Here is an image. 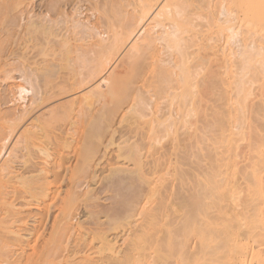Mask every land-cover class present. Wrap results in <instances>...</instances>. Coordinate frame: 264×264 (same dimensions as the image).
Segmentation results:
<instances>
[{
    "label": "bare ground",
    "instance_id": "obj_1",
    "mask_svg": "<svg viewBox=\"0 0 264 264\" xmlns=\"http://www.w3.org/2000/svg\"><path fill=\"white\" fill-rule=\"evenodd\" d=\"M52 3L26 26L29 54L17 44L11 49L22 52L21 63L0 41V253L25 246L22 224L35 209L42 220L56 211L49 251L42 248L50 263L65 249L73 256L88 246L109 252L107 264H171L175 254L180 264H264V0ZM117 95L126 106L115 103ZM172 164L179 176L173 195L166 182ZM99 166L117 177L109 181V189L118 187L113 192L149 188L138 204L130 202L148 214L127 234L123 252L115 247L120 234L110 232L135 225L130 212L124 218L108 212L109 228L93 235L78 223L83 195L97 198L90 182ZM185 184L188 194L181 192ZM123 199L125 208L129 197ZM130 204L125 209L133 213ZM76 231L83 248L76 239L71 248Z\"/></svg>",
    "mask_w": 264,
    "mask_h": 264
},
{
    "label": "rangeland",
    "instance_id": "obj_2",
    "mask_svg": "<svg viewBox=\"0 0 264 264\" xmlns=\"http://www.w3.org/2000/svg\"><path fill=\"white\" fill-rule=\"evenodd\" d=\"M13 1V2H12ZM15 1V2H14ZM19 1H22V0H0V11H1V5H2V7H4V9H2L3 11V14H2V12L0 13L1 14V17H0V23H2V24H0V37H1V39H0V41L3 43H5V42H7V44H6V46H5V48L7 49V51H6V49L4 50V53H6L7 55H8V53H9V55H10V53H11V51H13V52H15L14 50H11V49H15L16 50V48H14V47H17V46H19V47H17V48H21L20 46H23L21 49H23V51L25 50V45H23V42L25 43V41L27 42V40H28V38H29V34H28V29H27V27L26 26H28L27 24H28V22H29V20L32 18L31 16H34V18H33V20H35V19H37V15L40 13V15L42 14H45V13H47V12H49V6H51V10H52V8L54 7L53 6V3L52 2H54L53 0H23L22 1V3L21 2H19ZM26 1V2H25ZM16 3V4H15ZM20 3V4H19ZM49 3V4H48ZM5 5H7V6H5ZM11 5H13V6H11ZM20 6V7H18V6ZM49 5V6H48ZM61 6V5H60ZM11 9H10V8ZM14 8V9H13ZM16 8V9H15ZM10 9V10H9ZM13 10V11H12ZM16 10H17V12H16ZM50 10V11H51ZM4 11H6V12H4ZM14 12V13H12V12ZM45 11V12H44ZM11 12V13H10ZM6 13V14H5ZM34 13V14H33ZM38 13V14H37ZM11 14H12V16H14V18L11 16ZM29 14H30V16H29ZM37 14V15H36ZM7 15V16H6ZM10 18H9V17ZM29 16V17H28ZM3 17V18H2ZM18 17V18H17ZM24 17V18H23ZM2 18V19H1ZM6 18V19H5ZM39 19H40V17H38ZM11 19V21L10 22H8V20H10ZM39 19H38V21H39ZM12 20H13V22H12ZM28 20V21H27ZM4 21H5V23H7V24H4ZM27 23H26V22ZM15 22V23H14ZM16 22H18L19 24H21V23H23V26L25 25V27H22V24L21 25H19L18 26V23L16 24ZM21 22V23H20ZM25 22V23H24ZM12 23H14L15 25H17V26H15L14 24H12ZM13 26H12V25ZM4 25H6V26H4ZM7 25H9V26H7ZM11 25V26H10ZM15 26V27H14ZM21 26V28L23 29H25V31H24V29L22 30V29H20L19 30V34L20 35H18L17 33V29H18V27H20ZM5 27V28H4ZM8 27V28H7ZM14 28V29H16V30H14L13 32H10L11 30H12V28ZM9 28H11L10 30H7V29H9ZM7 30V31H6ZM16 31V32H15ZM22 31H23V34H22ZM2 32V33H1ZM7 32H9V33H7ZM21 32V33H20ZM5 33H7V34H9V36L10 35H13V37L11 38V40H13V41H10L9 40V38L7 39V38H5L7 35H5ZM11 33V34H10ZM14 33H15V36H14ZM29 35H27V34ZM4 34V40L2 39L3 37H2V35ZM21 35H23L22 37H21ZM24 35H25V41L23 40L24 38ZM27 35V36H26ZM19 37V39H20V42L18 41L19 39H18V37ZM8 37V36H7ZM15 37V40L13 39ZM28 37V38H27ZM23 38V39H22ZM14 41H18V43H14ZM14 44H13V43ZM9 43V44H8ZM20 43V44H19ZM16 44H17V46H16ZM19 44V45H18ZM20 49V50H21ZM19 50V49H18ZM30 48H29V50H25V52H26V54H29L28 52H30ZM10 51V52H9ZM17 51V50H16ZM15 53H17V52H15ZM20 53H22V52H20ZM19 53V54H20ZM24 53V52H23ZM5 54V56L7 57V55ZM19 54H14V53H11V56L13 57V58H15V59H13V61L14 60H17L16 62H17V64H19V63H21V60L18 58V55ZM25 54V53H24ZM8 55V56H9ZM17 58H16V57ZM19 75V72H17V76ZM128 75H130V74H128ZM128 75L126 76L127 78H128ZM130 76H132V78H134L135 79V77L136 76H134V75H130ZM125 77V78H126ZM124 79V82H125V84H126V81L125 80H128V79ZM131 78V77H130ZM134 79H132V81L134 80ZM129 81H127V84H130V83H128ZM129 89V88H128ZM121 91H120V93H119V95H121ZM82 93H79L78 95H81ZM122 96H124V94L122 95ZM122 96L120 97V99L118 98V95H117V98H116V100H115V103H121L123 106H126V102H128V100L126 101V99L124 100L123 98H122ZM66 98V97H65ZM67 98H69V97H67ZM66 98V100H68ZM72 98V97H71ZM123 100H122V99ZM127 98H129V97H127ZM119 99V100H118ZM65 100V99H64ZM125 101V102H124ZM213 105V103H212V101H210V105ZM114 105H116V104H114ZM65 123V122H64ZM65 124H67V123H65ZM127 125V124H126ZM118 126H120V127H122V125H119L118 124ZM102 133H104V132H102ZM101 133V134H102ZM106 133H107V135L109 136V133L108 132H106L105 131V135L103 134V135H101V140H103V142L105 141V139L106 138H108L107 137V135H106ZM104 137V138H103ZM100 144H102V145H100ZM99 145H100V147H99V149L101 150V148L102 147H104L103 146V143H100ZM220 146H222L221 144H219ZM219 145H216V146H219ZM202 147H203V145H201ZM205 151V150H204ZM203 151V154L206 152H204ZM148 156H150V155H147L146 156V159L147 160H149V158H148ZM174 156V155H173ZM151 157V156H150ZM179 156H177V155H175V158L176 159H174V158H171V160L174 162V164H176V161H177V159H179V158H181V157H179ZM221 160H222V158H223V156L221 157L220 155L218 156ZM192 158L193 157H191L190 159L192 160ZM151 159V158H150ZM195 158H193V160H194ZM175 160V161H174ZM102 164H104V163H107V159H103V160H101L100 161ZM172 162V163H173ZM174 164H172V170H171V173H169L168 175H166V177H167V180H166V182L168 183V184H170L171 185V190H170V193L173 195L174 193H175V191H174V188L176 187V186H173L172 187V185H173V183L175 184L176 183V180H177V178H179V176H177L176 175V172H174L173 171V165ZM186 166V165H185ZM184 166V167H185ZM99 168L101 169H99L98 170V173H97V175H99V176H97V178H96V180L97 181H91L90 183H91V188H93V190H94V192H95V196L97 197V198H94V201L92 200V201H87L86 200V198H84L85 196L83 195V202L80 204V207H81V210H79V211H81V215H79L80 216V218H79V222L78 223H80L82 226H83V229H84V231H87V232H89L90 234H92L93 235V233H91L92 231L94 232V234H96L97 233V231L99 230V232L102 230V232H106L105 230H103V228L104 229H108L109 228V226H108V218H110L111 219V217H115V215L117 216V217H122L123 216V218H124V213L126 214V212L128 211V212H130L131 213V216H132V218L130 219V221H131V223H133V224H135L136 225V227H135V225H132V227H131V224H129V227H130V229H128L129 227L128 226H125V223H124V225L123 224H121V225H119L120 227H122V228H120L119 226V228H117L116 230H111V234H113L114 236H116V235H119L118 236V239H117V237H116V243H115V247L117 248V249H119V250H121L122 252L124 251V249H126L128 246H127V242H125L124 240H126L127 241V234H128V236H130L131 237V235L133 236V233H135L134 231H136V230H138L139 228H140V226H141V224H143V223H145V220H146V218H145V216L148 214V212L147 211H145V209L143 210V208L141 209V210H138L140 207H137V205H134V203H131V204H133V206H134V209H135V206L137 207L136 208V210H138V211H133V213L131 212V209L130 210H126L125 208H130V207H132V205L130 204V202H135L136 204H138V202H139V200H141L142 198H143V195L147 192H145V189L148 187V185L146 184V186H144L143 187V190H144V193L142 194V192L140 191V193L139 194H141V197L140 196H138V195H134L135 193L134 192H132V190H133V188H131V194H129L130 192H129V189H128V187L130 188V186H127L126 185V183H123V184H125L126 185V187H127V189L128 190H124V189H126V187L124 186V185H122L123 187H125L123 190H120L121 191V194H118V193H116L117 191H115V192H113L114 190H118V189H116V188H118V187H116V188H113V189H109L108 187H109V181H112V182H114V180H116V178L117 177H115V178H112L113 176V174H111V172H110V170H107V171H109L110 172V174L108 175V173H106L107 171H106V168L104 169L102 166H99ZM170 168V169H171ZM101 171H103L102 173H101ZM173 171V172H172ZM171 174H174L173 175V177H172V175ZM110 178V179H109ZM172 178V179H171ZM175 178V179H174ZM114 179V180H113ZM173 180L175 181V182H173ZM189 180L190 179H188V183H192V181H190L189 182ZM179 180H177V182H178ZM93 182V183H92ZM111 183V182H110ZM87 186V184L85 183L84 184V186L82 187V189H80V191L83 193V192H86L87 190H88V186ZM94 186V187H93ZM96 187V188H95ZM108 189H107V188ZM185 189H183V191H181V192H183V193H185V194H188L187 193V191L190 189H188V187H187V185L185 184ZM119 188H121L120 186H119ZM147 189H149V188H147ZM146 189V190H147ZM187 189V190H186ZM127 191L129 192V193H127ZM134 191H135V189H134ZM126 194H125V193ZM174 192V193H173ZM189 192V191H188ZM93 193V192H92ZM134 193V194H133ZM169 193V194H170ZM182 193V194H183ZM85 195H87V194H85ZM98 195V196H97ZM119 195H121V196H119ZM131 195H133V196H131ZM113 196V197H112ZM124 196H126V197H129V199H131L130 201H129V199H127L128 200V202H126V206H125V208L124 207H122L123 205H124ZM87 197V196H86ZM135 197H137V202H136V199H134ZM173 197V196H172ZM116 198V199H115ZM95 199H96V202H95ZM116 200V201H114V200ZM170 199H171V196H170ZM86 200V201H85ZM118 200V201H117ZM126 200V201H127ZM145 199H143V202H142V204L143 203H145L147 200H145ZM177 200H179V199H177ZM177 200H176V202H177ZM94 202L95 203H97V204H94ZM121 202V203H120ZM179 202H180V200H179ZM93 203V204H92ZM89 204H90V206H89ZM131 205V206H129L128 207V205ZM88 205V206H87ZM122 205V206H121ZM141 205V204H140ZM140 205H138V206H140ZM147 205H149V203H147ZM122 207L121 208V210H119L120 209V207ZM79 207V208H80ZM91 207V208H90ZM115 209H114V208ZM172 207V206H171ZM175 207H179L180 208V206H179V204H178V206H175ZM109 208H111V209H109ZM124 208V210L123 211H125V212H123L122 211V209ZM176 208V209H177ZM178 208V209H179ZM88 209V210H87ZM167 209V208H166ZM109 210V211H108ZM173 210H175V209H172L171 208V210H170V207H169V210H166V215H168V218H166V219H168V221H172L173 219H174V217H175V211L172 213V211ZM34 211V212H33ZM91 211H92V213H91ZM93 211H94V213H93ZM96 211V212H95ZM116 211H118L117 213H116ZM120 211V212H119ZM148 211H149V208H148ZM171 212V215L169 214V212ZM28 212V211H27ZM26 212V213H27ZM31 212H33L32 214L34 215V213H36V211H35V209L34 210H31ZM52 212V211H51ZM53 214L51 213V215L49 214V217H47V218H44L43 220L41 219V217H38V216H33L31 213H29L28 212V214H30V217H29V215L26 217L25 216V212H24V216L27 218L26 220H25V223L24 224H22V228H25V230H24V235H26V237H24V235L21 237V238H23V241H24V238H27V236H28V238L27 239H25L26 241H24V242H26V244L22 241V239H21V244L20 245H22V246H24L23 248L20 246V248L21 249H19V247L16 245V247H15V249H14V246L13 247H11L10 246V249L8 248V250L7 251H4V252H6V253H4L3 255L5 256V254H8V256H3L1 253V257H0V261H2L3 260V258L2 257H4V259L5 260H3L2 262H0V264H28V261H29V264H34L35 263V261L37 262V263H39V264H42L45 260H47V259H45L44 260V258H45V254L47 255L48 253V251H49V249L48 248H50V246H49V244H46L47 243V241H48V243L51 241V239H52V237L50 238V233H49V231L48 230H51L52 228L50 227L51 225L53 226V223H52V221L54 222V215L56 214V211L55 210H53ZM90 212V213H89ZM106 212V213H105ZM108 212H109V214H111V217H110V215H109V217H106V215L108 216ZM123 212V213H122ZM127 212V214H130V213H128ZM136 212H138V213H141L140 215H138V216H136L137 214H136ZM88 213H89V215H88ZM99 213V214H98ZM103 213V214H102ZM116 213V214H115ZM144 213H146L145 215H144ZM101 214V215H100ZM113 214H115L114 216H113ZM126 214V215H127ZM135 214V215H134ZM27 215V214H26ZM31 215H32V217H31ZM99 215V216H98ZM120 215V216H119ZM144 216V218H143V216ZM23 216V214L20 216V217H24ZM136 218H135V217ZM172 216H173V218H172ZM35 219H34V218ZM97 217H98V219H97ZM100 217V218H99ZM102 217V218H101ZM117 217H115V218H117ZM29 218V219H28ZM41 220H40V219ZM54 218V219H53ZM112 218V219H113ZM135 218V219H134ZM139 218H140V220H139ZM22 219H25V218H22ZM46 219H48V221L46 220ZM90 219V220H89ZM102 219V220H101ZM138 219V220H137ZM143 220V222H142V220ZM171 219V220H170ZM29 220V221H28ZM31 220V221H30ZM94 220V221H93ZM98 220L102 223H104L105 225L103 226V224L101 225H99V223L100 222H98ZM80 221H83V223H85V224H83V223H81ZM88 221V222H87ZM110 221V220H109ZM134 221V222H133ZM135 221H137V222H135ZM39 222V223H38ZM42 222V223H41ZM140 222H142V223H140ZM27 223V224H26ZM42 224V226H40L39 224ZM45 223H47L46 225L48 226V228H46L45 227ZM96 224V225H95ZM137 224H139V225H137ZM44 225V226H43ZM24 226V227H23ZM37 226V228H38V230L36 229V231L34 230L35 229V227ZM39 226V227H38ZM86 226V227H85ZM89 226V227H88ZM100 226V227H99ZM125 226V227H124ZM133 226H134V228H133ZM137 226H138V228H137ZM42 227V229H40ZM43 227H45L44 229H46L47 231H44L43 230ZM126 227H128V228H126ZM29 228H34V229H30L31 231H28V229ZM99 228V229H98ZM126 228V229H125ZM93 229H95V230H93ZM118 229H120V230H118ZM130 231V234H129V232H128V230ZM131 229H132V231H131ZM134 229V230H133ZM33 230L35 231V232H33ZM40 230L42 231V232H40ZM124 230V231H123ZM38 231L40 232V233H38ZM96 231V232H95ZM109 231V230H108ZM116 231V232H115ZM36 232L39 234V236H38V234H36ZM126 232V233H125ZM132 232V233H131ZM79 233V232H78ZM78 233H77V231L71 236V240L70 239H68V240H70L71 242H73V243H75V245L74 246H72L71 245V248H73V247H75L77 244H78V242H79V244H80V241H79V238L80 239H83L84 238V235L82 236L80 233H79V235L81 236H79L78 235ZM115 233V234H114ZM121 233H123V235L121 234ZM30 234V235H29ZM33 234V235H32ZM35 234V235H34ZM77 234V235H76ZM76 235V236H75ZM112 235V236H113ZM75 236V237H74ZM90 236V235H89ZM9 237V236H8ZM41 237V238H40ZM44 237V238H43ZM76 237H78V238H76ZM127 237V238H126ZM1 238V237H0ZM10 238V237H9ZM30 238V239H29ZM125 238V239H124ZM191 238V240L193 239V241H194V238L191 236L190 237ZM2 239V238H1ZM1 239H0V241H1ZM40 239V240H39ZM46 239H47V241H46ZM50 239V240H49ZM78 241H76V240ZM10 240H11V238H10ZM84 240V239H83ZM190 240V241H191ZM30 241V242H29ZM35 241V242H34ZM77 242V244H76V242ZM82 241V240H81ZM193 241H191L192 242V244H193ZM17 242V241H16ZM83 242V241H82ZM125 242V243H124ZM191 242H190V244H191ZM19 243H20V241H19ZM23 243V244H22ZM28 243V244H27ZM34 243V244H33ZM39 243V244H38ZM51 243V242H50ZM73 243H71V244H73ZM124 243V244H123ZM18 244V243H17ZM33 244V245H32ZM44 244V245H43ZM119 244V245H118ZM191 244V245H192ZM19 245V244H18ZM122 245V246H121ZM32 246H34V247H32ZM37 247H39V248H37ZM47 248L48 250H47V252H45V250L46 249H42V248ZM80 248H83V246H81V244H80V246H79ZM88 247V246H87ZM86 247V249H85V251L87 252V254H86V252L82 249V250H78V254L80 255H76L75 253L76 252H74V255L72 256V254L73 253H68L67 251H66V249H65V251L63 252H61V255H60V253L57 255V254H55L56 256H51L52 258V260L54 261V263L55 264H59L60 262H62L61 264H70L72 261H74V262H76L75 264H81L82 262H83V260H84V263H89V261H90V263L91 262H93V261H95V263L96 264H99V262L98 261H100V263L102 264V262L103 261H105V260H107V259H109L111 256L109 255L110 253L109 252H103V253H101V251H99V250H97V248H92L93 250H91V247H90V250L88 249ZM122 247V248H121ZM11 248H13V250H11ZM26 248V249H25ZM31 248V249H30ZM34 248H36V251L35 250H33ZM24 251H23V250ZM96 249V250H95ZM17 250V251H16ZM29 250V251H28ZM44 252H43V251ZM190 250H191V248L189 249V251L188 252H190ZM10 251V252H9ZM21 251V252H20ZM34 252V253H32V252ZM82 251V252H81ZM84 251V252H83ZM121 251H120V253H121ZM8 252V253H7ZM11 252H13V253H11ZM30 254H29V253ZM45 253V254H43V253ZM94 252V253H93ZM37 253H39V254H37ZM91 254V253H93V255L91 254V256H87L88 254ZM99 253H101V254H99ZM16 254V255H15ZM22 254V255H21ZM99 254V255H98ZM102 254L104 255V256H106L107 254V256L106 257H104V256H102ZM10 255H12V256H10ZM27 255H28V257H27ZM34 255V256H33ZM69 255H71V256H69ZM29 256H31L30 258H29ZM36 256H37V258H36ZM43 256H44V258H43ZM84 256L85 257H87V259H89V261H87V259H84ZM110 256V257H109ZM176 257L177 258V261H179V263L176 261V259L175 258H173V261L171 260V264H173L174 263V261H176V263L177 264H180V259H179V256L178 255H172V257ZM17 257V258H16ZM27 257V258H26ZM39 257V258H38ZM55 257V259H53ZM58 258V260H60V262L58 263V260H57V258ZM69 257V258H68ZM75 257V258H74ZM172 257H171V259H172ZM21 260V262H20V260ZM23 258H24V260H23ZM34 258V259H33ZM41 258V259H40ZM60 258V259H59ZM106 258V259H105ZM7 259V260H6ZM16 259H17V261H18V263H17V261H16ZM39 261H37V260ZM51 259H49V260H51ZM77 259V260H76ZM80 259H82V260H80ZM93 259V260H92ZM99 259H101V260H99ZM15 260V261H14ZM27 260V261H26ZM33 260V261H32ZM44 260V261H43ZM52 260H51V263L50 262H48V260L47 261H45V262H47V264H52ZM57 260V261H56ZM67 260V261H66ZM80 260V261H79ZM169 260H170V258H169ZM13 261V262H12ZM24 261H26V262H24ZM43 261V262H42ZM64 261V262H63ZM82 261V262H81ZM97 261V262H96ZM109 261H111V259H109ZM108 260L106 261V264L109 262ZM185 261V260H184ZM6 262H8V263H6ZM57 262V263H56ZM74 262H72L71 264H73ZM79 262H81V263H79ZM170 262V261H169ZM36 263V264H37ZM87 263V264H88ZM89 263V264H90ZM104 263V262H103ZM175 263V264H176ZM182 263V262H181ZM186 262H184V264H185ZM43 264H46V263H43ZM91 264H94V263H91ZM187 264H188V262H187Z\"/></svg>",
    "mask_w": 264,
    "mask_h": 264
}]
</instances>
